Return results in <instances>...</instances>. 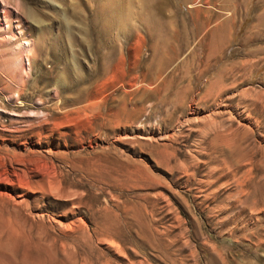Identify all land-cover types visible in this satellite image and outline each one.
<instances>
[{"label":"rangeland","instance_id":"1","mask_svg":"<svg viewBox=\"0 0 264 264\" xmlns=\"http://www.w3.org/2000/svg\"><path fill=\"white\" fill-rule=\"evenodd\" d=\"M263 210L264 0H0V264H264Z\"/></svg>","mask_w":264,"mask_h":264},{"label":"bare ground","instance_id":"2","mask_svg":"<svg viewBox=\"0 0 264 264\" xmlns=\"http://www.w3.org/2000/svg\"><path fill=\"white\" fill-rule=\"evenodd\" d=\"M3 13L5 14V18H7V17H8L7 15H9V14H7L5 11H4ZM231 17H232V16H231ZM7 20H8V19H7ZM196 20H197V19H196ZM230 20H231V19H230ZM194 21H195V20H194ZM231 21H232V20H231ZM157 22H158V21H157ZM181 22H182V21H181ZM173 23H174V22L172 21V23H171L172 26H173ZM182 23H183V22H182ZM184 23H185V22H184ZM167 24H170V23H167ZM174 24H175V23H174ZM224 24H225V23H224ZM171 25H169V26H171ZM173 27H174V26H173ZM173 27H172V28H173ZM227 27H229V26H227ZM158 28H159V27H158ZM169 28H170V27H169ZM172 28L170 29V35H171V38L174 39V37H176L178 34H176L177 31L175 32L174 30H172ZM176 28H177V27H176ZM218 28H219L218 31H221L222 33H223V32H226V31L224 30V29H225L224 27L221 28V27L218 26ZM162 30H163V29H162ZM167 30H168V29H167ZM163 31H164V30H163ZM168 32H169V31H168ZM177 33H178V32H177ZM170 35H169V36H170ZM176 38H177V37H176ZM173 39H172V40H173ZM224 40H225V37L222 36L220 39L217 40V44H218V45H222V44H223L222 42H224ZM170 42H172V41H170ZM172 43H173V42H172ZM172 43H170V45H171ZM166 46H167V45H166ZM167 48H169V47L167 46L166 49H167ZM172 59H173V58H172ZM176 59H177V58H176ZM209 59H210V58H209ZM209 59H208V60H209ZM209 62H210V60H209ZM222 62H223V61H222ZM215 63H217V62H215ZM219 64H220V63H219ZM171 65H172V64H171ZM171 65H170V66H171ZM208 65H209V64H208ZM220 65H222V64H220ZM215 67H216V66H215ZM218 67H219V66H218ZM218 67H217V68H218ZM220 68H221V67H220ZM215 69H216V68H215ZM200 74H201V73H200ZM200 74H199V75H200ZM202 75H203V74H202ZM214 75H216V74H214ZM181 80H182V79H181ZM199 81H201V80H199ZM250 115H251V114H250ZM251 116H252V115H251ZM248 117H249V116H248ZM241 152H242V151H241ZM249 172H250V171H249ZM241 190H242L243 193H247V192H248V191L246 192V190H244V189H241ZM247 190H248V189H247ZM250 195H251V194H250ZM250 195H249V196H250ZM261 199H262V198H261ZM255 200H256V199H255ZM258 200H260V199H258ZM261 202H262V201H261ZM261 204H262V203H261ZM261 204H260V203L253 202V203L250 204V205H252V206H251L252 209L255 210V208H261V207H260ZM262 212H264V210H263ZM259 214H260V213H259ZM216 260H217V259H216ZM216 263H217V262H216Z\"/></svg>","mask_w":264,"mask_h":264}]
</instances>
